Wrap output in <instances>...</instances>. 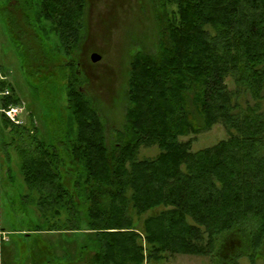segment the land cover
<instances>
[{
  "label": "trees",
  "instance_id": "trees-1",
  "mask_svg": "<svg viewBox=\"0 0 264 264\" xmlns=\"http://www.w3.org/2000/svg\"><path fill=\"white\" fill-rule=\"evenodd\" d=\"M20 2L19 35L31 33L32 8L35 38L51 21L67 59L63 140L20 150L47 230L84 234L64 264H147L177 253L264 264V0H160L156 46L131 57L129 103L114 139L72 60L85 0ZM10 86L0 77L5 127L30 133L33 120L27 129L5 113L20 104ZM216 125L227 137L194 149V138ZM151 146L158 153L140 157ZM17 231L32 237L42 226Z\"/></svg>",
  "mask_w": 264,
  "mask_h": 264
},
{
  "label": "rangeland",
  "instance_id": "rangeland-1",
  "mask_svg": "<svg viewBox=\"0 0 264 264\" xmlns=\"http://www.w3.org/2000/svg\"><path fill=\"white\" fill-rule=\"evenodd\" d=\"M20 1L0 0V77L6 76L19 98L20 104L15 106L21 109V124L32 129L33 120L36 129L21 134L6 128L0 114V264H57V261L64 264L80 252L84 234L47 230V218L33 203L36 193L29 188L21 171L20 150L36 145L37 139L63 140V134L58 133L66 131L70 120L66 109L67 71L61 69L67 59L56 51L59 41L51 21H48L50 33L39 31L35 38L32 8L28 10L31 25H26L31 33L19 35L25 25ZM9 3L12 4L7 10L5 6ZM159 9L160 0H85L84 26L72 60L77 63L82 90L101 113L109 138L114 139L125 122L131 57L141 50L152 51L156 46ZM93 52L101 54L99 61H92ZM226 137L223 126L216 125L196 136L193 147L212 145ZM158 151L157 146L143 147L140 157L153 156ZM36 225H41L42 231L32 237H21L23 234L17 231ZM240 262L250 264L246 257ZM147 264L224 262H215L205 254L177 253Z\"/></svg>",
  "mask_w": 264,
  "mask_h": 264
},
{
  "label": "built area",
  "instance_id": "built-area-1",
  "mask_svg": "<svg viewBox=\"0 0 264 264\" xmlns=\"http://www.w3.org/2000/svg\"><path fill=\"white\" fill-rule=\"evenodd\" d=\"M5 93H8V90ZM5 113L14 123L17 124L22 123L21 109H18V106L15 105L9 106L8 108L5 109Z\"/></svg>",
  "mask_w": 264,
  "mask_h": 264
},
{
  "label": "flooded vegetation",
  "instance_id": "flooded-vegetation-1",
  "mask_svg": "<svg viewBox=\"0 0 264 264\" xmlns=\"http://www.w3.org/2000/svg\"><path fill=\"white\" fill-rule=\"evenodd\" d=\"M12 1H13V0H12ZM11 4H12V3H9L8 7H9ZM8 9H10V8H8ZM34 42H35V41H34ZM38 45H39V44H38ZM93 53H97V54L100 56V59H101V54H99L98 52H93ZM93 53H92V54H93ZM92 54H91V57H92ZM91 59H92V58H91ZM100 59H99V60H100ZM99 60H98V61H99ZM92 61H93V60H92ZM93 62H94V61H93ZM96 62H97V61H96ZM262 259H263V257L257 258V261H260V260H262ZM224 264H225V263H224Z\"/></svg>",
  "mask_w": 264,
  "mask_h": 264
},
{
  "label": "water",
  "instance_id": "water-1",
  "mask_svg": "<svg viewBox=\"0 0 264 264\" xmlns=\"http://www.w3.org/2000/svg\"><path fill=\"white\" fill-rule=\"evenodd\" d=\"M91 58L94 62H96L100 59V56L97 53H93Z\"/></svg>",
  "mask_w": 264,
  "mask_h": 264
}]
</instances>
